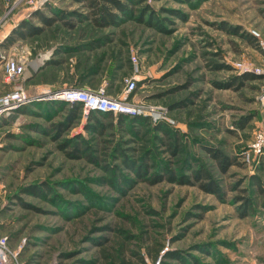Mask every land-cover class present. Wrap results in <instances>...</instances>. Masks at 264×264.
<instances>
[{
	"label": "rangeland",
	"instance_id": "obj_1",
	"mask_svg": "<svg viewBox=\"0 0 264 264\" xmlns=\"http://www.w3.org/2000/svg\"><path fill=\"white\" fill-rule=\"evenodd\" d=\"M120 1L126 16L98 28L72 0H0V56L28 57L30 96L103 89L147 115L102 134L83 111L68 121L39 101L0 124V233L14 264H92L103 238L135 263L264 264V164L241 158L264 129V0ZM50 9L66 18L34 15ZM24 20L43 31L3 47ZM11 88L0 66V95ZM211 152L239 164L223 171Z\"/></svg>",
	"mask_w": 264,
	"mask_h": 264
},
{
	"label": "trees",
	"instance_id": "obj_2",
	"mask_svg": "<svg viewBox=\"0 0 264 264\" xmlns=\"http://www.w3.org/2000/svg\"><path fill=\"white\" fill-rule=\"evenodd\" d=\"M72 1L74 3L80 4L82 8L88 10V13L84 15H80L74 12L73 14L76 15V20H79V21L88 20L94 26L98 28H106V27H110L116 24L118 20L122 19V15L126 16L128 12V5L124 4L120 0H72ZM135 1L139 3L142 2L141 0H135ZM50 12L52 14L50 18H47L46 16H44L45 15L44 11H41V12L37 11L35 12L34 15L37 16V18L41 20L46 26H52L57 21H61L66 18L65 15H61V12H59L60 13L59 14L57 11L53 9H50ZM71 20L72 19H68L67 21H64V24L69 28H73L76 24V23H73ZM227 30L231 32L230 29H227ZM42 31L43 29L36 27L35 24L31 22L30 20H24L11 32L9 38L5 42L2 43V46L9 47L11 44H14L18 40H27L31 37L37 36ZM236 34L246 39L248 42H250L252 46L257 45V39L253 37L252 35H249V34L246 35L245 33H241L238 31L236 32ZM42 104L43 105L48 104L51 107H53V109L55 110L58 107H61L62 110H67V120L68 121L75 119L83 111V108L80 104H69L65 102H53V101H50L49 103H42ZM19 111L20 110L16 112H19ZM6 119L7 118L1 119L0 124L5 122ZM88 119H89V122L92 121L93 123L94 121L95 123L92 125H94L95 129H97L100 133L103 134L105 133L106 130L110 128L111 129L115 128L117 124H123V123H128V122L130 123L139 122L140 123L143 121V119H145V117H141V116L131 117V116L124 115V114L115 115L114 113H110V112H106V113L93 112L89 115ZM101 119L115 120L117 123L114 124L112 122L109 124H104V123H100ZM62 126L63 125L56 126V129L59 133H61L63 130ZM162 128H161V131H163ZM164 133H166L165 130H164ZM74 149H75V152L73 154H75L76 152L84 153L86 151V150L85 151L82 150V148L79 146L78 147L76 146ZM115 151L119 154H122V155L124 154V152L118 149V147L116 146H115ZM210 155L217 161L218 165L221 167L223 171H227L230 168V166L236 163L239 164L238 162H236V160L227 159L217 152H211ZM75 156L78 157L77 155ZM260 164L263 165L264 162ZM111 167H112L111 165H109V167L107 166L108 169H110ZM195 174H196L195 175L196 180H202V179L209 180L207 173L204 171L197 172ZM170 178L171 180H174V177L171 176ZM180 182H183V181H180ZM211 185L212 184H209L208 182L205 184H201L200 187L205 190H211L215 192L217 195H219L218 188L214 189V187L212 188ZM258 186H259V191L263 192V187H261L262 185L258 183ZM242 200H244L243 214H246L249 208L250 201L246 197H243ZM97 246L99 248L98 253H97V259L94 262H92V264H138V263L148 264L147 261L143 258H140V261L137 260L138 263L133 262L134 261L133 256L128 257L125 251V247L116 246L115 244H112L109 240H106L105 238H103L102 241H98ZM159 251H160V248L156 250L154 249L153 253H151L150 259L152 260L153 263L157 262Z\"/></svg>",
	"mask_w": 264,
	"mask_h": 264
},
{
	"label": "built area",
	"instance_id": "obj_3",
	"mask_svg": "<svg viewBox=\"0 0 264 264\" xmlns=\"http://www.w3.org/2000/svg\"><path fill=\"white\" fill-rule=\"evenodd\" d=\"M35 4V0H27V4L43 9L45 0ZM29 59L26 55H19L17 58H5L0 56V66L3 68L5 81L12 85L11 91L0 95V120L8 118L18 109L26 104L39 101L65 102L69 104H80L83 108V115L88 118L93 112H110L128 116L144 115L142 111L129 102L105 94L103 89L90 91L81 88H70L64 90L44 89L33 96L22 84L27 77ZM31 75H29L30 77ZM135 88V82H128V90ZM241 158L248 164H260L264 162V129L255 132L253 141L245 149ZM0 264H14L9 248V239L0 233Z\"/></svg>",
	"mask_w": 264,
	"mask_h": 264
},
{
	"label": "crops",
	"instance_id": "obj_4",
	"mask_svg": "<svg viewBox=\"0 0 264 264\" xmlns=\"http://www.w3.org/2000/svg\"><path fill=\"white\" fill-rule=\"evenodd\" d=\"M44 89H54V88L50 87V86H45V87H42V88H38V90L35 93L40 92V91H42Z\"/></svg>",
	"mask_w": 264,
	"mask_h": 264
}]
</instances>
